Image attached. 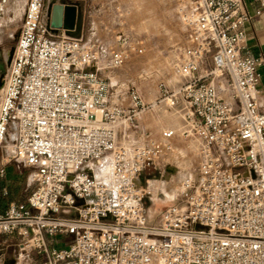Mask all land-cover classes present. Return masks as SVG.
I'll return each mask as SVG.
<instances>
[{
    "label": "built area",
    "instance_id": "built-area-1",
    "mask_svg": "<svg viewBox=\"0 0 264 264\" xmlns=\"http://www.w3.org/2000/svg\"><path fill=\"white\" fill-rule=\"evenodd\" d=\"M44 2L26 0L0 77L2 165L27 169L32 185L0 212V235L42 253L41 264H264V51L242 54L244 1L177 0L188 36L156 103L181 124L142 140L126 133L151 104L104 74L142 42L119 35L105 50L84 41L82 23L76 35L50 27ZM176 138L196 141L197 177L181 203L151 211L145 174L172 157ZM106 157L110 184L93 172Z\"/></svg>",
    "mask_w": 264,
    "mask_h": 264
},
{
    "label": "rangeland",
    "instance_id": "rangeland-1",
    "mask_svg": "<svg viewBox=\"0 0 264 264\" xmlns=\"http://www.w3.org/2000/svg\"><path fill=\"white\" fill-rule=\"evenodd\" d=\"M61 1L77 2L84 10V41H98L105 50L113 45L114 39L119 35L142 42V54H132L120 67L106 68L104 74L112 83L132 87L145 103L151 104L149 108L140 111L136 118L138 124L146 128L150 135L155 136L164 128H178L181 124L180 114L156 103L158 84L161 81L172 83L176 80L171 62L178 57L188 36V30L177 10V0H45L42 9L44 16L47 15L51 4ZM25 4L26 0H0V77L8 61L4 56L5 50H11L16 45ZM105 61L103 55L102 64H105ZM136 129L129 131L126 140H142V132ZM117 140L125 141L120 132L117 134ZM173 145L175 149L172 157L158 162L155 168L145 174L144 185L147 192L144 202L151 211H157L169 204L181 203L180 192L185 190L191 178L197 177L196 141L176 138ZM7 148L8 144H5L4 148L0 149V168L4 169V174L0 177L20 180L25 197L32 187L28 170L12 162L2 165L4 150L9 152ZM169 168H172V172L165 176V169ZM189 175L190 178L182 189L183 180ZM162 179L163 184L160 183ZM167 192L173 195L167 196ZM1 237L2 235L0 240ZM56 240L61 241L64 238L57 236Z\"/></svg>",
    "mask_w": 264,
    "mask_h": 264
},
{
    "label": "crops",
    "instance_id": "crops-1",
    "mask_svg": "<svg viewBox=\"0 0 264 264\" xmlns=\"http://www.w3.org/2000/svg\"><path fill=\"white\" fill-rule=\"evenodd\" d=\"M246 11L251 15L250 21L246 22L244 25L245 29V48L242 54L253 56L260 51H264V0H243ZM77 3V2H74ZM80 16L82 27L84 26V10L80 6ZM43 19H46L43 16ZM258 81L256 84V96L259 102L264 105V65H261L257 69ZM136 127L129 128L126 133L128 139L129 131L136 129L142 132V136L150 137V133L142 125L138 124L136 119ZM137 140V139H136ZM4 179L8 181H13L11 178L4 176ZM23 190L14 200L23 199ZM12 200V201H14ZM11 202V201H10ZM9 204V203H8ZM17 237L15 236H5L2 235L0 240V264H3L9 259H14V264H41L44 260V255L42 253H37L33 249L20 250L17 247ZM54 239H48V243H54Z\"/></svg>",
    "mask_w": 264,
    "mask_h": 264
},
{
    "label": "water",
    "instance_id": "water-1",
    "mask_svg": "<svg viewBox=\"0 0 264 264\" xmlns=\"http://www.w3.org/2000/svg\"><path fill=\"white\" fill-rule=\"evenodd\" d=\"M80 10L74 4L53 3L47 13L49 26L63 28L68 34L76 35L81 29ZM3 264H14V259H9Z\"/></svg>",
    "mask_w": 264,
    "mask_h": 264
},
{
    "label": "bare ground",
    "instance_id": "bare-ground-1",
    "mask_svg": "<svg viewBox=\"0 0 264 264\" xmlns=\"http://www.w3.org/2000/svg\"><path fill=\"white\" fill-rule=\"evenodd\" d=\"M11 51H12V49L11 50L10 49L9 50H5V55L4 56H5V58L7 60H9V58H10V52ZM7 149L9 150V145H8ZM93 172H94L95 178L97 180L104 181V182H107L108 184H110L111 180H112V162H111V159L109 157H106V158L102 159L100 161V164L96 168L93 169ZM170 172H172V168L165 169V176H166V174L169 175ZM163 176H164V174H163ZM163 176H161V177H163ZM189 178H190V175L187 176V178H185L184 180L182 179L183 180V184H182V187H181L182 189L184 188L185 182L187 180H189ZM162 182H164L163 179L160 181V183H162ZM172 195H173L172 193H168L167 194V196H172Z\"/></svg>",
    "mask_w": 264,
    "mask_h": 264
},
{
    "label": "trees",
    "instance_id": "trees-1",
    "mask_svg": "<svg viewBox=\"0 0 264 264\" xmlns=\"http://www.w3.org/2000/svg\"><path fill=\"white\" fill-rule=\"evenodd\" d=\"M22 188L23 183L20 180L6 181L4 177H0V212L5 211L8 203L20 194Z\"/></svg>",
    "mask_w": 264,
    "mask_h": 264
}]
</instances>
